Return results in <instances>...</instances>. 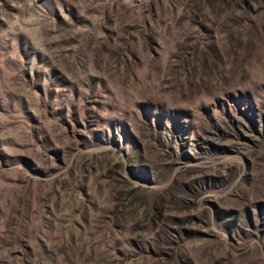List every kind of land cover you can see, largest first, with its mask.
I'll list each match as a JSON object with an SVG mask.
<instances>
[{"label": "rangeland", "instance_id": "374dc122", "mask_svg": "<svg viewBox=\"0 0 264 264\" xmlns=\"http://www.w3.org/2000/svg\"><path fill=\"white\" fill-rule=\"evenodd\" d=\"M0 264H264V0H0Z\"/></svg>", "mask_w": 264, "mask_h": 264}]
</instances>
